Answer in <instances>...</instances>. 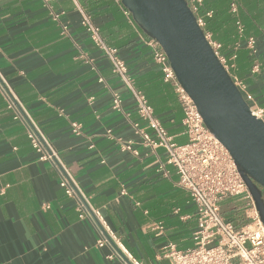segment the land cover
Instances as JSON below:
<instances>
[{"label": "crops", "instance_id": "0c3cea01", "mask_svg": "<svg viewBox=\"0 0 264 264\" xmlns=\"http://www.w3.org/2000/svg\"><path fill=\"white\" fill-rule=\"evenodd\" d=\"M232 1L239 4L246 36L256 42L255 56L245 46L238 52L233 78L264 109V0H204L201 17L229 59L236 42ZM54 8L62 13L65 35L43 0H0V82L101 211L122 247L144 264H172L166 256L169 245L178 250L194 246L197 208L177 186L164 151L141 145L132 126L142 123L134 101L82 28L79 9L101 28L107 44L119 49L135 83L159 104L156 115L169 134L184 144L178 98L157 86L161 70L121 0H58ZM255 62L259 71L253 73ZM113 92L122 97L129 116L112 108ZM14 117L0 88V264H124L112 245L97 246L101 231L92 220L80 219L76 200L60 186L55 164L40 161L27 124ZM71 121L83 125L84 136L71 132ZM108 130L132 142L139 156L122 151L106 137ZM221 211L238 229L251 222L243 199L225 200Z\"/></svg>", "mask_w": 264, "mask_h": 264}, {"label": "built area", "instance_id": "2783aa9c", "mask_svg": "<svg viewBox=\"0 0 264 264\" xmlns=\"http://www.w3.org/2000/svg\"><path fill=\"white\" fill-rule=\"evenodd\" d=\"M57 1L43 0L54 21L61 24L62 13H57L54 8ZM187 2L203 29L206 23L200 16V10L204 0H187ZM79 10L82 15V28L88 33L94 47L107 59L111 72L119 78L134 101L136 113L142 123H133L132 126L135 134L141 139V145L150 148L154 153L159 150L164 151L166 165L172 166L178 176L177 186L189 193L191 202L197 208L198 228L193 235L194 246L186 250H178L174 245H169L166 256L172 260V264H264V225L253 197L231 154L206 127L194 102L177 80L168 56L160 44L145 34L143 41L151 51L153 62L160 68L164 82L172 87L180 103L183 113V133L187 137V142L184 144L175 142L146 96L136 88L119 49L107 44L101 28L94 23L92 17L83 9ZM239 11V4L232 1L230 13L235 22L236 42L229 59L222 55V46L214 42L209 33L205 35L223 67L244 94L246 102L254 104L247 92V86L233 78L235 60L243 46L253 56L256 53L255 39L246 36L245 25L239 16ZM127 15L131 16L128 11ZM206 16L211 17L212 12L207 13ZM62 30V34L65 35L67 27L62 25ZM252 71L253 73L259 71L257 62L254 63ZM0 88L7 99L8 109L15 113L14 119L27 124L28 138L34 150L40 155V161H52L55 164L61 177L60 186L67 197L76 200L80 219L92 220L101 231L102 239L98 241L97 246L101 248L112 245L115 255L124 264H144L122 247L101 211L92 206L90 197L72 180L67 169L50 149L39 128L27 117L9 89L1 82ZM112 108L126 115L122 97L116 92L112 93ZM255 115L264 120V109L256 105ZM70 129L75 136H84L81 123L71 121ZM106 137L116 141L122 151L139 156V151L134 148L132 142H125L116 137L112 130L106 132ZM235 198L247 201L251 212L249 217L251 222L239 229L232 222L227 221L221 211V205L225 200Z\"/></svg>", "mask_w": 264, "mask_h": 264}, {"label": "water", "instance_id": "95a60500", "mask_svg": "<svg viewBox=\"0 0 264 264\" xmlns=\"http://www.w3.org/2000/svg\"><path fill=\"white\" fill-rule=\"evenodd\" d=\"M156 40L206 127L229 151L264 225V120L249 104L206 39L187 0H121Z\"/></svg>", "mask_w": 264, "mask_h": 264}, {"label": "trees", "instance_id": "16d2710c", "mask_svg": "<svg viewBox=\"0 0 264 264\" xmlns=\"http://www.w3.org/2000/svg\"><path fill=\"white\" fill-rule=\"evenodd\" d=\"M229 6H230V4H229ZM202 8H203V7H202ZM202 8H201V10H202ZM201 10H200V16H203V15H202L203 12H201ZM230 14H231V13H230ZM206 20H207V19H206ZM205 23L207 24V21H205ZM203 30H204L205 33H207V30H206L205 27L203 28ZM135 84H136V88H137L139 91H141V92L146 96V98L148 99L150 105L153 107L155 113L157 114L158 111H159V104L155 101V99H153V96H151V94H150L149 91L144 90L143 88L139 87V86L137 85V83H135ZM157 86L162 87V88L164 89V91H165L168 95H170V94L172 95L173 90H172V88H171V86H170L169 84H167V83L164 82L162 72H161V76H160V78H159V82L157 83ZM157 86H156V87H157ZM151 92H153V91H151Z\"/></svg>", "mask_w": 264, "mask_h": 264}, {"label": "flooded vegetation", "instance_id": "af4514ba", "mask_svg": "<svg viewBox=\"0 0 264 264\" xmlns=\"http://www.w3.org/2000/svg\"><path fill=\"white\" fill-rule=\"evenodd\" d=\"M263 200H264V192H262ZM259 214V213H258Z\"/></svg>", "mask_w": 264, "mask_h": 264}]
</instances>
